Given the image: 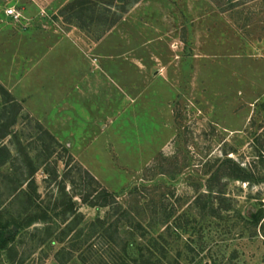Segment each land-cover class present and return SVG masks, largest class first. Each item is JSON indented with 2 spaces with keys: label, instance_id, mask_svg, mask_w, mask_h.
Listing matches in <instances>:
<instances>
[{
  "label": "rangeland",
  "instance_id": "1",
  "mask_svg": "<svg viewBox=\"0 0 264 264\" xmlns=\"http://www.w3.org/2000/svg\"><path fill=\"white\" fill-rule=\"evenodd\" d=\"M73 1L0 0V212L24 208L25 153L42 205L77 203L0 264H142L154 242L151 263L264 264V180L225 167L264 174V0ZM99 187L108 206L81 201Z\"/></svg>",
  "mask_w": 264,
  "mask_h": 264
},
{
  "label": "trees",
  "instance_id": "2",
  "mask_svg": "<svg viewBox=\"0 0 264 264\" xmlns=\"http://www.w3.org/2000/svg\"><path fill=\"white\" fill-rule=\"evenodd\" d=\"M123 8L122 11H124ZM88 9H90V7H87L86 0H74L70 7V10L76 17H82L85 14L86 10ZM117 22L118 19H113L112 21H110V25H114ZM82 24L83 23H80L79 26L80 27L84 26ZM43 131L47 135L49 140L56 143L57 145H60V143L48 131L46 130ZM0 132H1L0 138H4L8 134L7 124L0 125ZM8 154L9 153L6 146L0 143V174H1V167L5 165ZM22 161L19 162L17 160L16 161L17 164H15L16 166L13 164L15 168V172H17L18 175L17 178H14L13 180L14 187L12 189L17 192V195L18 193L19 194L21 193L22 197H24L22 200L24 208L20 213L16 215L10 214L5 218L2 216V213L0 212V249H9L8 244L14 241L17 233L20 230L24 228H29L30 226H34L35 228H37L36 225L39 224L43 225V231L45 233V236H43L40 240L45 241L46 239H49L51 236H53L52 218L54 216L55 217L60 215L64 216L65 213L72 212L75 209V206L77 205L75 199H73L74 196L73 195L70 196L65 191V187L63 186L58 187L59 195L57 197H53V201L49 200V203H47L46 206L42 205L41 204L42 202L40 203L41 196L37 192V187L33 179V172L35 169V167L33 166V162L31 158L27 155V153L23 155ZM226 162H229L231 164L225 166L226 169L228 170L226 175L234 180H241L248 182L251 181L257 182V180L258 181L264 180V174L261 177H259L258 175L254 174L253 172L249 171L247 168L241 166L238 163L231 162V160L229 159ZM23 163L28 167V173H27V177H25L22 180L24 174L23 172L24 166H22ZM78 169L81 170V167H79ZM83 172L90 184L91 182L94 181V183H97L99 185L96 179L87 170H84ZM4 175H5L4 177H7L8 174H4ZM24 184L26 188L23 189ZM91 191H94L95 195H90L86 193L85 195L81 196V201L83 203L89 204L90 206L93 207L108 206L107 198L109 196H112V194H110L106 189L102 187H99V189H92ZM213 191L219 194L222 192L216 190ZM258 219L259 217L256 214H254V217L252 218V222L256 223ZM96 222L103 224L105 221L103 219L98 218ZM111 225L112 224H110L107 229H109ZM113 227L115 230H118V222H116V224L113 223ZM67 228L69 229L70 226L68 225ZM135 228L143 229L140 223H137ZM107 229L104 230L107 231ZM144 234H146L145 230L143 231V233H141V235L144 236ZM31 235L33 238L35 237L34 236L35 234H31ZM156 246H157V242H154L151 245L149 244V246L145 249L146 252L148 253L147 256L141 253V257H145L144 260H142V264H157V263H151L150 261V256L153 255ZM160 251L164 252V248L160 247Z\"/></svg>",
  "mask_w": 264,
  "mask_h": 264
},
{
  "label": "built area",
  "instance_id": "3",
  "mask_svg": "<svg viewBox=\"0 0 264 264\" xmlns=\"http://www.w3.org/2000/svg\"><path fill=\"white\" fill-rule=\"evenodd\" d=\"M6 14L8 16H11V17H14V18H17L18 17V13L15 11L14 8H9L6 10Z\"/></svg>",
  "mask_w": 264,
  "mask_h": 264
},
{
  "label": "water",
  "instance_id": "4",
  "mask_svg": "<svg viewBox=\"0 0 264 264\" xmlns=\"http://www.w3.org/2000/svg\"><path fill=\"white\" fill-rule=\"evenodd\" d=\"M254 215L252 214L251 217H253Z\"/></svg>",
  "mask_w": 264,
  "mask_h": 264
}]
</instances>
